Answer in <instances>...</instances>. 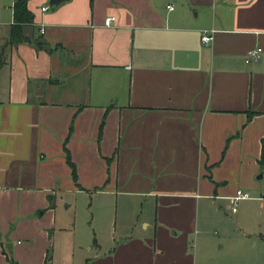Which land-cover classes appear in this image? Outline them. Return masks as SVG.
Listing matches in <instances>:
<instances>
[{"label": "crops", "instance_id": "obj_1", "mask_svg": "<svg viewBox=\"0 0 264 264\" xmlns=\"http://www.w3.org/2000/svg\"><path fill=\"white\" fill-rule=\"evenodd\" d=\"M11 2L0 20V264H53L79 196L115 215L112 248L87 264L264 253L253 181L264 171V0H27L31 25L8 44ZM238 185L259 195L232 205Z\"/></svg>", "mask_w": 264, "mask_h": 264}, {"label": "rangeland", "instance_id": "obj_2", "mask_svg": "<svg viewBox=\"0 0 264 264\" xmlns=\"http://www.w3.org/2000/svg\"><path fill=\"white\" fill-rule=\"evenodd\" d=\"M11 0H0V20L9 21L10 11L9 4ZM258 173L263 170L259 169ZM257 183L261 189V198L256 202V206L259 207V202H262L261 219L264 224V171L262 178L253 180ZM242 193L247 195V198L254 197V194L258 192L253 191V187L245 188L238 185V189ZM228 198V197H227ZM101 200H99L100 202ZM239 204H236L238 209ZM70 221L71 225L63 232L56 231L53 255L51 261L53 264H84L87 260L98 252L106 251L111 247L113 236L112 229L114 228V210L113 205L110 208H106L105 205L97 204L96 198H90L88 196H79L71 201ZM229 203L226 205V212L229 214ZM244 255H247L248 259L246 264H257V262L264 258V253L258 254L256 248L251 245L246 250L241 248ZM238 247H233L234 257H240L241 254ZM258 255V256H256ZM242 259V258H240Z\"/></svg>", "mask_w": 264, "mask_h": 264}, {"label": "trees", "instance_id": "obj_3", "mask_svg": "<svg viewBox=\"0 0 264 264\" xmlns=\"http://www.w3.org/2000/svg\"><path fill=\"white\" fill-rule=\"evenodd\" d=\"M26 2L27 0H12L11 2V23L8 29V44H15L22 41L24 39L22 28L31 25L32 15L26 7ZM35 42L36 46L41 45L37 41ZM66 160L70 164L67 156ZM259 164L261 166L264 164V137L261 138L260 142ZM72 178H75L74 173H72Z\"/></svg>", "mask_w": 264, "mask_h": 264}, {"label": "built area", "instance_id": "obj_4", "mask_svg": "<svg viewBox=\"0 0 264 264\" xmlns=\"http://www.w3.org/2000/svg\"><path fill=\"white\" fill-rule=\"evenodd\" d=\"M47 8H48V6H43V7H40V10L45 11V10H47ZM167 8H170V6H167ZM112 19L113 18L110 16L106 17L103 20V24L108 25L112 21ZM40 32H41V30H40ZM211 33H212V30L200 31L199 40H200L201 44H203V45L208 44V42L211 39ZM259 53H260V48H258V47L248 49L244 54V62L255 61L258 58ZM246 198H247V195L245 193H242L241 191L236 190L234 195L228 197V200L232 205H234L237 200L246 199Z\"/></svg>", "mask_w": 264, "mask_h": 264}, {"label": "water", "instance_id": "obj_5", "mask_svg": "<svg viewBox=\"0 0 264 264\" xmlns=\"http://www.w3.org/2000/svg\"><path fill=\"white\" fill-rule=\"evenodd\" d=\"M63 0H48V6L50 8L56 7Z\"/></svg>", "mask_w": 264, "mask_h": 264}]
</instances>
